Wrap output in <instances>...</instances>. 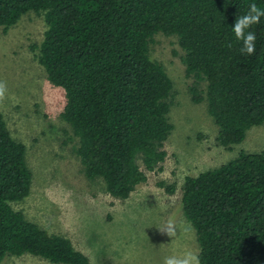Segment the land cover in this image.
I'll list each match as a JSON object with an SVG mask.
<instances>
[{
  "label": "trees",
  "instance_id": "trees-1",
  "mask_svg": "<svg viewBox=\"0 0 264 264\" xmlns=\"http://www.w3.org/2000/svg\"><path fill=\"white\" fill-rule=\"evenodd\" d=\"M252 3L264 8V0H0V27L31 12L43 17L44 39L32 50H39L47 79L65 91L62 118L79 140L84 173L126 200L161 168L174 129L173 82L149 56L156 34L178 37L186 74L194 78L192 100L206 102L219 146L230 150L264 124V18L251 29L253 55L240 52L232 31ZM32 179L26 146L0 112V264L24 255L90 264L69 238L13 208L30 194ZM159 186L169 194L176 189ZM181 209L196 233L201 264H264V152L241 151L186 177Z\"/></svg>",
  "mask_w": 264,
  "mask_h": 264
},
{
  "label": "rangeland",
  "instance_id": "rangeland-1",
  "mask_svg": "<svg viewBox=\"0 0 264 264\" xmlns=\"http://www.w3.org/2000/svg\"><path fill=\"white\" fill-rule=\"evenodd\" d=\"M45 31L43 17L34 12L7 30L0 27V81L8 87L0 112L12 136L26 146L33 178L30 194L13 208L50 234L69 238L90 264H162L173 251L193 249L199 254L193 227L190 234L177 230L172 243L157 226L168 219L178 225L188 222L181 209L186 177L218 168L241 151L264 152V124L250 129L245 141L230 150L219 146L218 127L206 102L192 100L194 78L186 74L178 37L158 33L149 56L173 82L168 117L174 129L163 147L167 157L128 199L114 198L101 179L86 177L76 154L79 140L62 118L65 91L47 79L37 59L39 50H32L40 46ZM205 87L202 82L200 88ZM160 182L174 185L175 192L169 194ZM2 264L52 263L24 255L7 256Z\"/></svg>",
  "mask_w": 264,
  "mask_h": 264
},
{
  "label": "clouds",
  "instance_id": "clouds-1",
  "mask_svg": "<svg viewBox=\"0 0 264 264\" xmlns=\"http://www.w3.org/2000/svg\"><path fill=\"white\" fill-rule=\"evenodd\" d=\"M264 18V8L252 3L248 6V11L244 15H239L235 21L232 31L237 41L242 43L240 52L245 55H253L255 53L256 35L252 31V27L261 22ZM231 47V43L226 45ZM8 93L6 81H0V101H3ZM162 233H166L169 237L177 238V230L181 234H190L193 228L189 222L180 225L173 219H168L163 226H157ZM171 243V244H172ZM170 244V245H171ZM162 264H201L199 254L193 249H187L181 252L173 251L171 254L163 257Z\"/></svg>",
  "mask_w": 264,
  "mask_h": 264
}]
</instances>
